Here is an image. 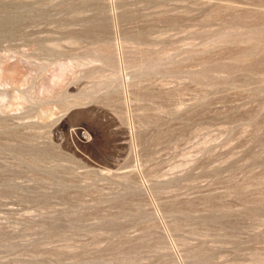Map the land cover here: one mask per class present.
Masks as SVG:
<instances>
[{"label":"rangeland","instance_id":"rangeland-1","mask_svg":"<svg viewBox=\"0 0 264 264\" xmlns=\"http://www.w3.org/2000/svg\"><path fill=\"white\" fill-rule=\"evenodd\" d=\"M0 264H264V0H0Z\"/></svg>","mask_w":264,"mask_h":264}]
</instances>
